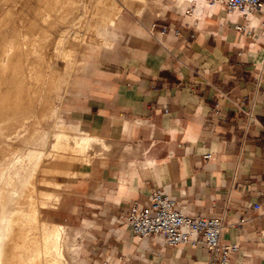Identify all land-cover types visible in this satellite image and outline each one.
Masks as SVG:
<instances>
[{
  "label": "crops",
  "instance_id": "1",
  "mask_svg": "<svg viewBox=\"0 0 264 264\" xmlns=\"http://www.w3.org/2000/svg\"><path fill=\"white\" fill-rule=\"evenodd\" d=\"M112 39L73 76L67 107L96 143L57 205L79 264H208L206 249L132 235L128 214L156 189L222 222L230 264H264V7L159 0L126 9Z\"/></svg>",
  "mask_w": 264,
  "mask_h": 264
},
{
  "label": "rangeland",
  "instance_id": "2",
  "mask_svg": "<svg viewBox=\"0 0 264 264\" xmlns=\"http://www.w3.org/2000/svg\"><path fill=\"white\" fill-rule=\"evenodd\" d=\"M52 2L54 7L50 6ZM156 2L159 0H0V12L4 11L3 5H9L15 14L12 15L13 30L9 31L13 39L9 45L14 52L21 54L22 60L27 62L26 68L31 70L28 102L22 111L9 116L10 119L8 116L0 118V134H11L15 130L22 133L27 129L26 142L13 138L9 141L12 148L20 149L21 154L29 147L45 152L41 168L45 183L37 184L33 201L27 198L23 202L38 209L36 217L40 223L63 227L60 243L62 264H79L81 242L78 229H75L77 225L62 223L63 218L57 215V205L66 184L76 176L75 172L81 165L89 163L96 145L93 141L87 149L79 151L53 148L54 134L57 133L67 134L70 139L92 138L78 127L72 113L67 112L74 98L71 90L73 76L90 64L104 61L103 56L110 50L112 38L119 34L121 15L126 9L137 13L147 6L152 8ZM26 3H32V7L25 6ZM33 19L37 20L35 26ZM58 40L61 44L57 53L52 52V48L49 54L41 53ZM47 133L48 137H45ZM37 134L42 135V142L37 141ZM69 144L71 147V140ZM65 162L70 163L69 172L65 175H51L44 166L49 163L63 165ZM41 202H44L42 207ZM36 223L31 222L30 227L36 242H39V231L34 228Z\"/></svg>",
  "mask_w": 264,
  "mask_h": 264
},
{
  "label": "bare ground",
  "instance_id": "3",
  "mask_svg": "<svg viewBox=\"0 0 264 264\" xmlns=\"http://www.w3.org/2000/svg\"><path fill=\"white\" fill-rule=\"evenodd\" d=\"M25 6L32 7V3H26ZM50 6L54 7L55 3L52 2ZM3 9L4 11L0 12V118L8 116L10 119L15 113L22 111L28 102L26 97L31 70L26 68L27 62L22 60L21 54L14 52L9 45V41L13 39L9 31L13 30L12 15L15 14L11 12L9 5H3ZM33 20L34 25L37 20ZM60 42L61 40L56 41L41 53L49 54L51 48L52 52L57 53ZM34 54L37 55L38 52L35 51ZM27 131L23 129L22 133L15 130L11 134H0V264H62L60 243L64 235L63 227L40 223L36 217L38 209L33 208V204L23 202L27 198L33 201L37 184L40 186L45 183L42 181L41 171L45 152L36 147H29L21 154L20 149H14L10 145L9 141L13 138L26 142ZM35 136L38 137V142H42L41 134ZM46 136L48 137V133ZM54 137L53 148H68L72 151L87 149L94 141L93 138L87 137L70 139L63 133L54 134ZM44 166L51 175L59 176L68 174L70 163H49ZM43 203H40L41 207ZM27 206H30L29 209ZM31 222H37L34 228L39 231V242H36L33 235Z\"/></svg>",
  "mask_w": 264,
  "mask_h": 264
},
{
  "label": "built area",
  "instance_id": "4",
  "mask_svg": "<svg viewBox=\"0 0 264 264\" xmlns=\"http://www.w3.org/2000/svg\"><path fill=\"white\" fill-rule=\"evenodd\" d=\"M201 1L242 17L252 16L264 7V0ZM208 158L205 156V159ZM149 203L148 207H135L128 214V225L133 236L140 239L160 236L169 247L190 245L203 248L212 255L208 264H230L229 258L237 247L221 243L223 225L219 219L190 217L179 209L174 199L159 189L151 193Z\"/></svg>",
  "mask_w": 264,
  "mask_h": 264
}]
</instances>
